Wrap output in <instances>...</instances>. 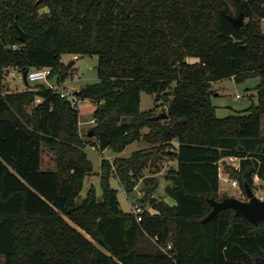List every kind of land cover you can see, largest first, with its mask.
<instances>
[{
	"label": "trees",
	"instance_id": "trees-1",
	"mask_svg": "<svg viewBox=\"0 0 264 264\" xmlns=\"http://www.w3.org/2000/svg\"><path fill=\"white\" fill-rule=\"evenodd\" d=\"M232 12L247 21L234 27ZM261 20L264 0H0L5 264H264V222L255 226L230 209L202 222L212 210L209 199L220 200L223 159L238 160L224 169L245 196L255 176L264 183ZM64 54L97 57V82L74 93L94 105L86 139L71 101L42 83L31 88L25 81L19 92L6 85L10 70L40 68L61 83L69 75ZM254 77L256 103L218 117L211 84ZM142 92L154 104L164 99L165 119H152L156 106L140 110ZM88 142L114 153L133 142L146 146L112 162L103 159L100 199L91 187L78 204L92 173ZM44 150L53 155V168H41ZM162 157L176 162L163 174L171 202L147 189L140 200L151 209L136 221L121 209L109 179L130 192L148 167L160 171Z\"/></svg>",
	"mask_w": 264,
	"mask_h": 264
},
{
	"label": "rangeland",
	"instance_id": "rangeland-1",
	"mask_svg": "<svg viewBox=\"0 0 264 264\" xmlns=\"http://www.w3.org/2000/svg\"><path fill=\"white\" fill-rule=\"evenodd\" d=\"M233 17H237L235 12H232ZM247 21L244 18V23ZM261 30L264 33V20H261ZM61 61L65 66L70 64L69 67V75L63 80L61 83L57 81V76H49L46 80H42L37 83L30 82L27 84L34 88L36 84L42 83L44 86H54L60 87V90L70 97V94L67 92L75 93L80 88L86 86L87 84H93L97 82V74H96V66H97V57L96 56H73L64 54L61 57ZM187 61L191 62L192 59H187ZM259 83V78H249L243 81L242 83H236L232 78H226L220 81L213 82L211 84V102L215 106L216 115L218 117H226L230 114H234L236 111H243L250 107L252 104L256 103V86ZM6 85H9L11 90H23L27 86L22 77L17 75L15 70H10L8 75L6 76ZM61 86L63 88H61ZM154 98L145 93H141L140 97V110H148L156 106V115L159 112L165 111L166 102L164 99H160L156 104L153 101ZM79 110V131L84 139H86L87 132L89 133L90 128L94 123V119L92 118V112L94 109V105L89 100L80 101L78 104H75ZM146 132V129L143 130ZM91 142L93 139L90 140ZM89 143V142H88ZM146 145L143 142H133L129 146H127L124 150L125 154H117L114 153L111 149L100 150L97 148V144L95 146L88 145L85 146L84 151L87 154L88 159L92 164V173L88 175L83 181V187L80 192L79 197L76 199V202L79 204L85 198L88 189L91 187L95 191V195L98 199H100L102 190L100 186V172H101V161L103 159H113V157H126L129 155V152L142 149ZM174 146V145H173ZM53 155L49 153L47 150H44L42 153V164L41 168H51L53 167ZM172 161L168 157L160 158L159 168L161 174L153 175V171L155 168L148 167L144 172L146 173L147 180H151L147 182L146 179L142 180L140 184L137 186V190L133 189L130 192H126L123 186L118 182L115 177H111L109 179L110 186L116 190V195L118 202L120 204L121 209L124 212H130L131 206L134 204H139L145 210H150V206L147 202H144L143 199L145 191L149 188H154L153 197L156 199H165V186L166 181L163 179V174L170 167H175V163H171ZM224 162V164H222ZM220 164V170L223 177L229 179L226 170L224 169V165L228 164L231 166H238V160L235 158H225ZM44 170V169H43ZM155 174V173H154ZM144 175V173L142 174ZM139 183V182H138ZM253 193L258 198H264V183L254 181V187L252 189ZM226 195L227 197H235L239 200H246V196L242 193L241 189L237 186H232L225 181H221L220 183V195L219 199ZM168 198H166L167 200ZM0 264H5L4 257L0 256Z\"/></svg>",
	"mask_w": 264,
	"mask_h": 264
},
{
	"label": "water",
	"instance_id": "water-1",
	"mask_svg": "<svg viewBox=\"0 0 264 264\" xmlns=\"http://www.w3.org/2000/svg\"><path fill=\"white\" fill-rule=\"evenodd\" d=\"M234 27H241L244 24V15L243 13H239L237 17H230ZM20 33V39H23L24 34L18 30ZM72 63V62H71ZM70 63V64H71ZM70 64L66 66L68 70ZM26 74L27 71L22 73L23 80L26 81ZM167 117V113L161 112L155 115L152 119L159 120L165 119ZM92 135L89 132L88 136ZM245 194L246 200H239L235 197H226L221 200H215L213 198L209 199V203L212 207V210L206 215L202 222H206L213 217L220 211L225 210H233L235 216H242L246 220L250 221L253 225H257L259 222H264V198H258L253 193L252 189L245 184Z\"/></svg>",
	"mask_w": 264,
	"mask_h": 264
},
{
	"label": "built area",
	"instance_id": "built-area-1",
	"mask_svg": "<svg viewBox=\"0 0 264 264\" xmlns=\"http://www.w3.org/2000/svg\"><path fill=\"white\" fill-rule=\"evenodd\" d=\"M13 48H15V46H13ZM50 74H51V71L49 68H40V69H34L31 71H27L26 82L37 83V82H40L42 80H46L50 76ZM17 75L22 77V73L19 71H18ZM48 88L51 89L52 91H54L55 93L59 94L60 97L68 99L69 101H71V103L73 105H75L76 102L78 104L80 103V101H78L76 99L74 93L67 92V94H70V97H67L68 95L64 94L60 90V87L49 86ZM61 88H62V86H61ZM35 102L39 103L40 99H36ZM227 183L231 184L232 186H237V182L235 180H228ZM130 212L134 215V217L136 218V221H140L141 215L144 212V209L142 208L141 205L134 204L131 206ZM154 240H156V238H154ZM170 247H171L170 243H167L166 247H163L162 250L165 252L167 249H170Z\"/></svg>",
	"mask_w": 264,
	"mask_h": 264
},
{
	"label": "crops",
	"instance_id": "crops-1",
	"mask_svg": "<svg viewBox=\"0 0 264 264\" xmlns=\"http://www.w3.org/2000/svg\"><path fill=\"white\" fill-rule=\"evenodd\" d=\"M17 73H18V70H15ZM26 84V83H25ZM26 86H27V84H26ZM8 88L10 89V91H13V90H11V88L9 87V85H8ZM27 88V87H26ZM25 88V89H26ZM63 88V87H62ZM25 89H23V90H25ZM23 90H17L16 89V91H23ZM145 133V132H144ZM172 145H174V147H177V143L174 141V142H172ZM129 146V145H128ZM144 148V147H143ZM125 150V149H124ZM124 150L122 151V152H120V153H117L118 155L119 154H125L124 153ZM133 151H131V152H129V155L128 156H130V154L132 153ZM128 156H126V157H128ZM114 158H116V157H113V159ZM113 159H111V160H109V159H107V160H109L110 162H112V160ZM52 160H53V158H52ZM223 161V160H222ZM171 163H175V166H176V162H174V161H170ZM221 163V162H220ZM219 163V164H220ZM53 166H54V162H53ZM237 167V166H236ZM51 168H53V167H51ZM42 169H45V168H42ZM158 174H161V171L158 173ZM146 176H148V175H146V173L144 172V175L142 176V178L139 180V183L136 185V187L134 188L135 190H137V186L140 184V182L142 181V180H144V179H146L147 180V177ZM149 176H151V177H153V176H156V174H153V175H149ZM218 177H219V191H218V195H220V183H221V181H225L226 183H227V181L228 180H231V179H227L226 177H223L222 176V173H221V170H220V167H219V173H218ZM149 181H151V180H147V182H149ZM254 181H255V183H257V182H262L257 176H255L254 177ZM166 185H167V182H166ZM166 198H168V197H166ZM166 198L165 199H163L164 201H168V202H171V200L168 198L167 200H166Z\"/></svg>",
	"mask_w": 264,
	"mask_h": 264
}]
</instances>
